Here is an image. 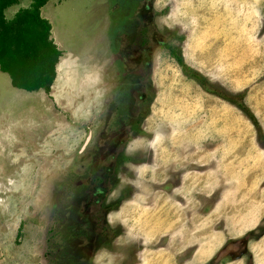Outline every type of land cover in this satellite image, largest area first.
<instances>
[{
  "label": "rangeland",
  "instance_id": "obj_1",
  "mask_svg": "<svg viewBox=\"0 0 264 264\" xmlns=\"http://www.w3.org/2000/svg\"><path fill=\"white\" fill-rule=\"evenodd\" d=\"M42 15L62 51L50 92L0 69V264H160L219 214H264V0H48ZM145 31L152 65L125 72Z\"/></svg>",
  "mask_w": 264,
  "mask_h": 264
},
{
  "label": "trees",
  "instance_id": "obj_2",
  "mask_svg": "<svg viewBox=\"0 0 264 264\" xmlns=\"http://www.w3.org/2000/svg\"><path fill=\"white\" fill-rule=\"evenodd\" d=\"M23 0H0V69L9 74L12 85L26 91L50 92L57 76L62 51L51 38V23L43 18L48 0H29L12 15L8 12ZM184 64L179 50L170 46ZM189 75L200 78L186 65Z\"/></svg>",
  "mask_w": 264,
  "mask_h": 264
},
{
  "label": "flooded vegetation",
  "instance_id": "obj_3",
  "mask_svg": "<svg viewBox=\"0 0 264 264\" xmlns=\"http://www.w3.org/2000/svg\"><path fill=\"white\" fill-rule=\"evenodd\" d=\"M142 1L145 3L147 0ZM146 33L148 32L141 33V40L131 51L130 63L125 62V72L137 75L142 72L147 75L152 65L153 50L148 44ZM158 44L164 45L166 42L161 39ZM222 189L214 193L219 194L217 202L224 196L225 189ZM209 200L215 203L213 196L209 197ZM98 204L100 203H96ZM207 215L212 214H187V217L194 226L198 222L193 218ZM252 217L253 214H248L246 211H242L241 214H231L233 225L230 227L224 214H219L220 220L212 226L195 228L193 240L183 243L190 248H179L177 261L179 264H264V214H258L256 221ZM202 250H206L204 255L197 257Z\"/></svg>",
  "mask_w": 264,
  "mask_h": 264
},
{
  "label": "crops",
  "instance_id": "obj_4",
  "mask_svg": "<svg viewBox=\"0 0 264 264\" xmlns=\"http://www.w3.org/2000/svg\"><path fill=\"white\" fill-rule=\"evenodd\" d=\"M57 74H58V70H57ZM178 250H176L175 248H173L171 246L170 253H168V256H167V260H169V261L163 260V261H161L162 263H160V264H179V262L177 261ZM174 251H175V253H174ZM172 253H174V254H172ZM171 254L173 255V257ZM143 260L144 259H142L141 261H143ZM152 263H154V262H152ZM140 264H143V263H140ZM189 264H191V263H189Z\"/></svg>",
  "mask_w": 264,
  "mask_h": 264
},
{
  "label": "water",
  "instance_id": "obj_5",
  "mask_svg": "<svg viewBox=\"0 0 264 264\" xmlns=\"http://www.w3.org/2000/svg\"><path fill=\"white\" fill-rule=\"evenodd\" d=\"M90 137H91V133H90V135L88 136V138H87V140H86V144L89 142ZM86 144H85V145H86ZM85 145H84V146H85ZM84 146H83V148H84ZM83 148H82V150H83Z\"/></svg>",
  "mask_w": 264,
  "mask_h": 264
}]
</instances>
